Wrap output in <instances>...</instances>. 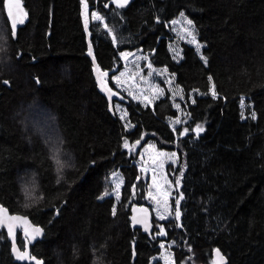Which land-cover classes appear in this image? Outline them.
<instances>
[{
  "label": "trees",
  "instance_id": "trees-1",
  "mask_svg": "<svg viewBox=\"0 0 264 264\" xmlns=\"http://www.w3.org/2000/svg\"><path fill=\"white\" fill-rule=\"evenodd\" d=\"M1 1L0 104L6 100L7 107L0 105V205L44 227L43 237L31 245V253L44 264H149L161 251L158 238L152 235L150 239L129 220L133 203L143 204L147 179L132 163L138 151L130 154L124 142L140 140L139 148L152 140L159 149L176 150L184 166L178 189L180 217L160 222L166 232L164 239L174 242L175 264H212L215 248L226 255L227 264H264V0H203L205 6L202 0H129L122 8L108 4L107 10H102V3L108 0H20L26 16H22L24 23L18 24L15 36L5 0ZM37 8H42L38 11L44 12L43 17L36 14ZM96 8L110 13L108 29L90 21ZM180 12L190 16L197 30L203 43L202 57L186 42L181 43L179 59L169 49L167 25ZM125 49H142L152 65L165 66L185 98L191 90L202 93L186 105L185 135H181V126L174 129L167 123L168 117L178 114L168 92L147 106L116 87L111 73L121 69L119 51ZM96 73L105 87L108 84L106 88H111V106L99 88ZM211 85L215 95L209 93ZM241 97L251 103L245 118ZM85 99L90 107L87 100L88 105H84ZM116 101L128 112L133 124L130 130L115 111ZM45 125L52 130L51 135L44 131ZM198 125L203 127L202 132L195 131ZM96 127L102 130L99 135L101 130ZM33 132L41 138L28 137ZM47 135L52 136L54 144L51 138V144L47 143ZM102 136L109 137L107 143ZM58 138L64 144L60 145ZM95 154L99 157H93ZM16 162L19 166H14ZM6 166L14 170L23 166L22 171L27 168L24 173L20 168L8 173ZM168 167L171 173L172 166ZM116 170L123 178L118 200L109 194L110 175ZM76 205L80 211L71 209ZM113 207L119 213L116 217ZM5 233L0 230V262L10 259L5 264H21L13 261L11 242ZM17 243L24 247L19 232ZM3 255L7 256L4 261Z\"/></svg>",
  "mask_w": 264,
  "mask_h": 264
},
{
  "label": "rangeland",
  "instance_id": "rangeland-1",
  "mask_svg": "<svg viewBox=\"0 0 264 264\" xmlns=\"http://www.w3.org/2000/svg\"><path fill=\"white\" fill-rule=\"evenodd\" d=\"M102 4V10H107V8H110V6H115L117 3L115 0H108ZM108 4H110V6H108ZM102 10H98L97 8L93 9L91 11L90 21L98 23L101 27L108 29L107 20L111 15L110 13L103 12ZM93 13L97 14L99 17H101V19H93ZM181 13L183 12H180L175 18L168 22L169 26H167L169 28L168 32L170 34L169 49L173 57L175 59H179L182 54L181 43L186 42L194 46L199 55L202 57L201 48L203 43L198 40L197 30L195 26L193 28L187 25L186 21L191 19L184 13L182 16ZM186 27L190 28L195 34L199 47L197 44L191 42V37L187 34V32L184 31ZM110 34H112V32H110ZM122 53L125 55H121ZM119 56L122 60V67L121 69H117L111 73V77L116 87L119 90L121 89L120 91L126 92L134 100L140 101L144 105H151L154 100L162 97L163 94L166 93L165 91H167L174 107L178 110L177 116L167 118V123L172 128L181 126V135H185L188 132H184V129H186L184 125L188 120V113L186 112L187 110H185L186 105L189 102H192L196 94L201 95L202 93L197 90H191L188 98H185L182 88L175 82L174 75L170 73L165 66L157 67L152 65L149 61L148 53L144 52L142 49L121 50L119 51ZM149 65H151V67H149ZM114 77L117 79H114ZM213 91L214 87L211 85L209 93L213 95ZM241 100H243V105L241 104ZM239 102L242 118H245L247 115V109L250 108L251 103H249L245 97H241ZM114 105L115 111L124 123L125 128L130 130L133 124L128 118V113L125 106L119 101H116ZM253 114L254 113L252 112L251 115L253 116ZM177 121H179V123H177ZM196 128L197 127H195V129ZM128 144L129 147L126 149L130 154L134 153L136 150L138 151L137 158H134L132 163L137 166L142 177L147 179V189L145 196L142 198V202L143 204H147L152 210L155 220V230L152 233H154L153 237L157 235L155 238H158V244L160 245L161 249L159 254L151 257L149 264H155L157 261H159L160 264H175L174 254L171 248L173 243L164 239L163 237H165V235H158V233L162 228L160 223L161 221H164L168 218L176 219V201L179 200L178 189L180 186V179L183 173L182 170H184V166L179 161L176 150L159 149L156 146V143L152 140H148L144 146L139 148L136 143L128 142ZM133 145H135V147H133ZM173 153H175L174 156L172 155ZM167 166H172L171 173H169L167 170ZM109 181L111 182L109 194L118 200L116 193L119 192L120 197L121 184L123 181V178L118 170L111 173ZM177 181H179L178 184ZM174 183L176 185H174ZM117 185H119V187H117ZM131 200H135L134 191ZM161 216L165 217V219H160ZM161 245H164V247H161Z\"/></svg>",
  "mask_w": 264,
  "mask_h": 264
},
{
  "label": "water",
  "instance_id": "water-1",
  "mask_svg": "<svg viewBox=\"0 0 264 264\" xmlns=\"http://www.w3.org/2000/svg\"><path fill=\"white\" fill-rule=\"evenodd\" d=\"M95 76L97 78V82L99 84L100 90L106 96V98L109 101V105L111 106V94L109 90L105 87V85L102 87V81L98 73H96ZM111 111H112V108H111ZM0 208L7 210L6 214H0V230L4 229V231L7 234L8 240L11 242L10 252L13 257V260L21 264H25V263L35 264V261H33L30 258L25 259V260L18 259L19 253L26 252L29 257H35L36 260H39L42 262V264H44L43 259L38 258L37 256L33 255L30 250L31 245L43 237L44 228L39 224H35L27 215L20 214V213H13L4 205H0ZM141 209H147V212H144ZM12 216L26 218L27 224H25L22 220L8 219V217H12ZM130 220L136 227L141 228V231L143 233H147L149 237L152 236L153 214H152L151 208L147 204H134L131 208ZM137 221H142V222L138 223ZM10 226H11V231H10ZM35 228H39L42 230L40 235L38 236L35 235V233L33 232V229ZM25 229H27V231H25ZM18 232H20V234L25 240L24 247H20L17 243ZM34 236L35 238H33ZM133 246H134V242H133ZM216 249H219V248H215L212 251V264H227L226 255L219 249L220 256L223 257V261H221L220 257H218L216 254Z\"/></svg>",
  "mask_w": 264,
  "mask_h": 264
},
{
  "label": "bare ground",
  "instance_id": "bare-ground-1",
  "mask_svg": "<svg viewBox=\"0 0 264 264\" xmlns=\"http://www.w3.org/2000/svg\"><path fill=\"white\" fill-rule=\"evenodd\" d=\"M0 1H1V0H0ZM30 1H31V0H29V2H30ZM46 1H47V0H46ZM54 1L57 2L58 0H54ZM230 1H232V0H230ZM3 2L5 3V1H3ZM25 2H28V1L26 0ZM151 2H152V1H151ZM220 2H221V1H220ZM227 2H228V1H227ZM1 3H2V1H1ZM31 3H33V1H32ZM36 3H37V2H36ZM173 3H174V1H173ZM198 3H199V2H198ZM200 3H201L202 6H205V4H203V0H202ZM223 3H226V2H223ZM228 3L230 4L231 2H228ZM228 3H226V4H228ZM25 4L28 5L27 3H25ZM34 5H35V6H34ZM34 5H33L34 7L32 8V10L30 11L31 13H32V12L34 13V10H35V8H36V4H34ZM37 5H41V3L38 2ZM181 5H182V4H181ZM1 6H2V5L0 4V7H1ZM3 6H4V5H3ZM29 6H30V4H29ZM29 6H28V7H29ZM53 6H54V5H53ZM147 6H148V5H147ZM37 7H40V6H37ZM184 7H185V6H184ZM2 8H4V7H2ZM5 8H6V7H5ZM5 8H4V9H5ZM52 8H53V7H52ZM55 8H56V10H57V5H56V4H55ZM55 8H54V9H55ZM143 8H144V7H143ZM145 8H146V6H145ZM182 8H183V7H182ZM33 9H34V10H33ZM41 9H42V8H40V9L37 8V10H36V11H37L36 14H38V12H39L38 10H41ZM206 9H207V8H206ZM88 10H89V9H88ZM204 10H205V9H204ZM41 11H42V10H41ZM53 11H54V10H53ZM145 11H146V10H145ZM207 11L209 12L210 10H207ZM30 12H29V13H30ZM142 13H143V12H142ZM147 13H148V12L146 11L145 14H147ZM202 13H203V12H202ZM205 13H206V12H205ZM36 14H35V15H36ZM39 14H42V12H39ZM43 14H44V12H43ZM43 14L40 15V16L38 15V16H39V17H41V16L43 17V16H44ZM114 14H115V13H114ZM174 14H175V12H174ZM186 14H187V13H186ZM171 15H172V13H171ZM202 15H203V14H202ZM217 15H218V14H217ZM121 16H122V15H121ZM215 16H216V15H215ZM35 17H36V16H34V18H35ZM39 17H36V18H39ZM113 17H114V16H113ZM189 17H190V16H189ZM201 17H202V16H201ZM122 18H124V17H122ZM130 18H131V17H130ZM185 18H186V17H185ZM222 18H223V16H222ZM224 18H225V16H224ZM226 18H227V17H226ZM229 18H230V17H229ZM124 19H125V18H124ZM212 19H213V18H212ZM218 19H219V18H218ZM112 20H113V19H112ZM118 20H119V19H118ZM208 20H209V19H208ZM213 20H214V19H213ZM215 20H216V19H215ZM219 20H220V19H219ZM231 20H233V19L231 18ZM201 21H202V19H201ZM204 21H205V20H204ZM122 22H123V21H122ZM198 22H199V21H198ZM205 22H206V21H205ZM224 22H226V21H224ZM235 22H236V21H235ZM235 22H234V23L232 22V23H233V24H236ZM112 23H113V22H112ZM220 23H221V22H220ZM119 24H120V23H119ZM214 24H215V23H214ZM214 24L212 23L211 25H214ZM19 25H20V24H19ZM114 25H115V24H114ZM218 25H219V24H218ZM221 25H222V24H221ZM221 25H219V26H221ZM223 25H225V23H224ZM168 26H169V25H168ZM19 27H20V26H19ZM215 27H216V25H215ZM221 27H222V26H221ZM228 27H229V25H228ZM10 28H11V27H10ZM163 28H164V27H163ZM167 28H168V27H167ZM168 29H169V28H168ZM225 29H226V28H225ZM230 29H231V28H230ZM237 30H238V29H237ZM120 31H122V30H120ZM226 31H227V30H226ZM230 31H231V30H230ZM16 32H17V31H16ZM239 32H240V34H238V35L242 36L243 34H242L241 30H239ZM157 33H158V32H157ZM166 33H168V32H166ZM229 33H230V32H229ZM233 33H234V32H233ZM11 34H12V33H11ZM127 34H128V33H127ZM133 34H134V33H133ZM168 34H169V33H168ZM231 34H232V33H231ZM56 35H57V34H56ZM125 35H126V34H125ZM136 36H137V35H136ZM59 38H60V37H59ZM15 39H16V38H15ZM60 39H61V38H60ZM58 40H59V39H58ZM62 40H63V39H62ZM61 42H62V41H61ZM62 43H63V42H62ZM87 43H88V42H87ZM63 44H66V43H63ZM113 44H114V43H113ZM61 45H62V44H61ZM62 46H63V45H62ZM101 47H103V46H101ZM162 56H163V54H162ZM149 59H150V58H149ZM48 60H49V59H47L46 62H47ZM49 61H50V60H49ZM51 61H53V60H51ZM165 61H166V60H165ZM49 63H51V62H49ZM49 63H46V64L48 65V67H51V66H49ZM52 64L54 65L53 62H52ZM55 64H56V63H55ZM53 65H52V68H53ZM159 65H161V64H159ZM215 65H216V64H215ZM57 67H58V66H57ZM59 67H60V66H59ZM52 68H50V69H52ZM104 68H105V67H104ZM106 68H107V67H106ZM108 68H109V67H108ZM108 68H107V69H108ZM59 69H61V67H60ZM61 70H63V69H61ZM115 70H116V69H115ZM63 72H64V70H63ZM63 72H62V73H63ZM106 72H107V71H106ZM238 72H240V71H238ZM59 73L62 74L61 72H59ZM64 73H65V72H64ZM65 74H66V73H65ZM239 74H240V73H239ZM241 74H244V72L242 73V71H241ZM62 75H64V74H62ZM66 75H67V74H66ZM247 75H248V74H247ZM247 75L245 74L244 76H246V78H247ZM56 76H57V75H56ZM56 76H55V77H56ZM108 76H109V75H108ZM242 76H243V75H242ZM250 76H251V75H250ZM52 77H54V76H52ZM55 77H54V78H55ZM64 77H65V76H64ZM101 77H102V76H101ZM54 78H53V79H54ZM62 78H63V76H62ZM66 78H67V77H66ZM108 78H109V77H108ZM57 79H58V78H57ZM50 80H51V78H50ZM102 80H103V79H102ZM107 82H108V79H107ZM106 84H107V83H106ZM104 85H105V84H104ZM107 85H108V84H107ZM107 85H106V87H108ZM97 87H98V86H97ZM112 88H113V86H112ZM110 89H111V88H110ZM114 89H115V88H114ZM114 89H112V90H114ZM116 90H117V89H115V91H116ZM120 90H121V89H120ZM110 91H111V90H110ZM117 91H118V90H117ZM113 92H114V91H113ZM122 92H123V91H122ZM165 92H167V91H165ZM165 92H164V93H165ZM117 93H118V92H117ZM120 93H121V92H120ZM183 93H184V92H183ZM112 95H113V94H112ZM120 95H121V94H120ZM122 95H123V94H122ZM125 95H126V94H125ZM196 95H197V94H196ZM103 96H104V95H103ZM163 96H164V94H163ZM165 97H166V96H165ZM5 98H6V97H5ZM123 98H124V97H123ZM7 99H8V98H7ZM90 99H91V98H89L88 100H90ZM113 99H114V98H113ZM158 99H160V98H158ZM86 100H87V99H85V100L83 101V103L85 102L84 105H88V104L90 103V102L88 103V100H87V103H88V104H86ZM91 100H93V98H92ZM91 100H90V101H91ZM111 100H112V99H111ZM115 100H116V99H115ZM4 101H6V100H3L2 103H4ZM7 101H8V100H7ZM93 101H94V100H93ZM192 101H193V100H192ZM91 102H92V101H91ZM94 102H95V101H94ZM119 102H120V101H119ZM2 103H1L0 105H3ZM96 103H97V102H96ZM114 103H115V102H114ZM187 103H188V102H187ZM239 103H240V102H239ZM4 104H6V107H7V102H5ZM8 104H10V102H8ZM108 104H109V103H108ZM108 104H107V105H108ZM93 105H94V104H93ZM3 106H4V105H3ZM13 106H14V105H13ZM13 106H10L11 109L13 108ZM98 106H100V105L98 104ZM114 106H115V105H114ZM147 106H148V105H147ZM248 106H249V105H248ZM89 107H90V104H89ZM93 107L96 108V109H98V107H96L95 105H94ZM108 107H109V106H108ZM3 108H4V107H3ZM8 108H9V107H8ZM94 108H93V110H94ZM100 108H101V106H100ZM110 108H111V107H110ZM4 109H5V108H4ZM91 109H92V107H91ZM101 109H103V108H101ZM106 110H107V109H106ZM185 110H186V109H185ZM4 111L8 112L9 110L6 109V110H4ZM67 111L70 112V110H67ZM89 111H90V109H89ZM94 111H95V110H94ZM6 112H5V113H6ZM90 112H91V111H90ZM97 112L99 113L100 110L97 111ZM186 112H187V111H186ZM75 113H76V112H75ZM100 113H101V112H100ZM108 113H109V112H107V114H108ZM127 113H128V112H127ZM244 113H245V112H244ZM250 113H251V112H250ZM21 114H22V113H20L19 115H21ZM66 114H68V113H66ZM103 114H104V113H103ZM22 115H23V114H22ZM72 115H73V113H72ZM89 115L91 116L92 113L89 114ZM89 115H88V116H89ZM95 115H96V113H95ZM101 115H102V114H101ZM101 115H100V116H101ZM112 115H113V113H112ZM115 115H116V114H115ZM74 116H76V118H78L77 115H74ZM97 116L99 117V115H97ZM21 117H22V116H21ZM91 117H92V116H91ZM109 117H110V116H109ZM26 118H28V117H26ZM26 118H25V119H26ZM92 118H93V117H92ZM92 118H91V119H92ZM103 118H105V115H104ZM20 119H21V118H20ZM25 119L23 118L22 121H25ZM74 119H75V118H74ZM81 119H82V118H81ZM81 119H79V120H81ZM87 119H88V117H87ZM91 119H90V120H91ZM93 119H94V118H93ZM98 119H99V118H98ZM100 119H101V118H100ZM105 119H106V118H105ZM117 119H118V118H117ZM33 120H34V119H33ZM90 120H88V121H90ZM106 120H107V119H106ZM131 120H132V119H131ZM22 121H20V122H22ZM26 121L28 122L27 119H26ZM37 121H38V120H37ZM86 121H87V120H86ZM88 121H87V122H88ZM99 121H101V120H99ZM115 121H116V120H115ZM33 122H34V121H33ZM42 122H43V120H42ZM81 122H83V121L81 120ZM97 122H98V121L96 120V123H97ZM30 123H31V121H30ZM35 123H36V122H35ZM35 123H34V124H35ZM83 123H84V122H83ZM107 123H108V122H107ZM118 123H119V121H118ZM22 124H23V123H22ZM26 124L28 125V123H26ZM34 124L31 123V125H34ZM54 124H55V123H54ZM111 124H112V122H111ZM183 124H184V123H183ZM183 124H182V125H183ZM35 125H36V124H35ZM39 125H40V122H38V127H41V126H39ZM42 125H44V124H42ZM47 125H48V124H47ZM50 125H51V123H50ZM55 125H56V124H55ZM55 125H53V126L55 127ZM57 125H58V124H57ZM94 125H95V124H94ZM99 125H100V124H99ZM24 126H25V124L22 126V128H24ZM29 126H30V125H29ZM48 126H49V125H48ZM58 126H59V125H58ZM58 126H57V128H58ZM92 126H93V125H92ZM97 126H98V124H97ZM106 126H107V125H106ZM108 126H109V125H108ZM110 126H111V128H112V125H110ZM113 126H114V124H113ZM121 126H122V125H121ZM35 127H37V126H34V129H35ZM46 127H47V126L45 125V130H44V129H43V130H44L45 132H47L48 135H49V134L51 135V133H49V132H51L52 130L50 131V129L47 127V128L49 129V131H46V129H47ZM76 127H77V126H76ZM114 127H115V126H114ZM114 127H113V128H114ZM176 127H177V126H176ZM26 128H27V126H26ZM26 128H25V129H26ZM85 128H86V127H83V129H85ZM96 128L98 129V131L101 130V128H100V129H99L98 127H96ZM102 128H103V126H102ZM105 128H106V127H105ZM105 128H104V129H105ZM107 128H108V127H107ZM107 128H106V129H107ZM174 128H175V127H174ZM30 129H31V127H30ZM34 129H33V130H34ZM36 129H37V130H36ZM36 129H35L34 131L39 132V131H38V128H36ZM40 129H41V128H40ZM40 129H39V130H40ZM55 129H56V128H54L53 130L56 132L57 130H55ZM58 129H59V128H58ZM92 129H94L93 131L97 132L96 129H95L94 127H93ZM106 129H105V130H106ZM31 130H32V129H31ZM43 130H42V132H43ZM86 130H87V129H86ZM105 130H104V131H105ZM176 130H177V129H176ZM23 131H24V130H23ZM29 131H30V130H29ZM70 131H71V130H70ZM84 131H85V130H84ZM110 131H111V130H110ZM113 131H114V130H113ZM30 132H32V131H30ZM30 132L28 133V128H27V133H28V134H31ZM40 132H41V131H40ZM55 132H54L53 134H55ZM59 132H61V131H59ZM74 132H75V131H74ZM80 132H81V129H80ZM82 132H83V130H82ZM86 132H87V131H86ZM91 132H92V131H91ZM91 132H90V133H91ZM100 132H102V130L99 131L97 134L99 135ZM108 132H109V130H108ZM108 132H107V130H106V133H108ZM23 133L27 135V133H26L25 131H24ZM34 133H35V132H33V135H29L28 137H31V136H32V137H39V135L34 136ZM47 133H45L44 135H46ZM57 133H58V132H56L55 135H57ZM68 133H69V132H68ZM68 133H67V135H70V134H68ZM70 133H71V132H70ZM76 133H77V131H76ZM83 133H84L83 136L86 137L87 134H85V132H83ZM88 133H89V132H88ZM106 133H105V134H106ZM176 133H177V131H176ZM37 134H39V133H37ZM41 134H42V133H41ZM72 134H74V133H72ZM81 134H82V133H81ZM81 134L79 133V135H81ZM35 135H36V133H35ZM48 135H47V139H46V140H47V143L51 144V143L48 142V141H49V139H50L52 136H50V137L48 138ZM60 135H61V134H60ZM60 135L58 134L57 136L60 137ZM89 135H90V134H89ZM92 135H93V138H95L94 134H92ZM107 135H109V133H108ZM107 135H106V136H107ZM178 135H179V134H178ZM57 136H56V139H57ZM70 136H71V135H70ZM73 136H74V135H73ZM113 136H114V135H113ZM71 137H72V136H71ZM80 137H81V136H80ZM98 137H99V136H98ZM98 137H97V139H98ZM39 138H41V137H39ZM45 138H46V137H44V139H45ZM53 138H54V136H53ZM72 138H73V137H72ZM89 138H90V137H89ZM100 138H101V137H100ZM108 138H109V137H108ZM108 138L106 139V138H104V137L102 136V140H103V139H106V140H105V143H107ZM112 138H113V137H112ZM112 138H111V139H112ZM58 139H59V138H58ZM69 139H70V138H69ZM85 139L87 140V138H85ZM85 139H84V141H86ZM97 139H96V140H97ZM42 140H43V137H42ZM46 140H45V141H46ZM51 140H52V142H53V139H52V138L50 139V141H51ZM61 140H62V137H61ZM61 140L59 139V144H60V141H61ZM82 140H83V139H82ZM90 140H91V139H90ZM93 140H94V139H93ZM112 140H113V139H112ZM43 141H44V140H43ZM57 141H58V140H57ZM57 141H56V142H57ZM62 141H63V140H62ZM139 141H140V140H139ZM122 143H123V142H122ZM52 144H54V142H53ZM56 144H57V143H55V145H56ZM59 144L56 145L57 148L59 147ZM62 144H64V142H61L60 145H62ZM118 145H119V144H118ZM64 146H65V145H64ZM64 146H63V148H65ZM51 148H52V146H51ZM53 148H56V147L53 145ZM60 148H62V146H60L59 149H60ZM67 148H68V147H67ZM118 148H119V147H118ZM118 148H117V149H118ZM59 149H58V150H59ZM172 149H173V148H172ZM58 150H57V151H58ZM96 153H97V152H96ZM115 153H117V152H115ZM120 153H121V152H120ZM102 154H104V153H102ZM102 154H101V155H102ZM123 154H124V153H122L121 156H122ZM108 155H109V154H108ZM95 156H97V154L93 155V157H95ZM124 156H126V155H124ZM131 156H132V155H131ZM133 156H134V155H133ZM97 157H99V154H98ZM97 157H96V158H97ZM101 157H102V156H101ZM108 157H109V156H108ZM114 157H115V156H114ZM129 157H130V156H129ZM96 158H95V159H96ZM105 158H106V157H105ZM105 158H104V159H105ZM99 159H100V158H99ZM112 160H113V159H112ZM21 161H22V164H23V161H24V160H20V162H21ZM121 161H122V160H121ZM20 162H19V163H20ZM114 162H115V158H114ZM7 163H8V162H7ZM17 163H18V162H16V163L14 164V166H16V165L19 166V164H17ZM24 164L26 165L25 161H24ZM51 164H52V163H51ZM115 164H116V163H115ZM3 165H4V163H3ZM5 165H6V164H5ZM12 165H13V164H12ZM20 165H21V164H20ZM124 165H125V164H124ZM10 166H11V165H10ZM23 166H24V165H23ZM23 166L18 167V168H20L19 170L22 171V167H23ZM119 166H120V165H119ZM127 166H128V165H127ZM127 166H126V167H127ZM130 166H131V165H130ZM132 166H133V164H132ZM6 167H7V166H6ZM122 167H123V166H122ZM133 167H134V166H133ZM133 167H132V168H133ZM169 167H170V166H169ZM169 167H168V168H169ZM0 168H1V166H0ZM4 168H5V166H4ZM13 168H14V167H13ZM13 168L10 167V169H12V170L15 171V172H16V170H18L17 167L15 168V170H14ZM24 168H25V167H24ZM24 168H23V171H22L23 173H24V171H26V170H24ZM26 168H27V167H26ZM26 168H25V169H26ZM176 168H177V167H176ZM7 169H9V167H7ZM10 169H9V170H10ZM51 169H53V168H51ZM54 169H56V168H54ZM170 169H171V168H170ZM12 170H10V172H8V170H7V172H8V173H12V172H11ZM86 170H87V169H86ZM121 170H122V169H121ZM179 170H180V169H179ZM36 171H38V170H36ZM51 171H52V170H51ZM135 171H136V170H135ZM182 171H183V170H182ZM1 172H3V171H1ZM1 172H0V174H1ZM15 172H14V173H15ZM19 172H20V171H19ZM19 172H18V173H19ZM22 172H20V173H22ZM55 172H58V169H57V171H55ZM179 172H180V171H179ZM52 173H54V171H52ZM167 173H168V171H167ZM57 174L59 175V173H57ZM57 174H56V176H57ZM177 174H179V173H177ZM5 175H6V173H5ZM12 175H13V174H12ZM21 175H22V174H21ZM173 175H174V174H173ZM175 175H176V174H175ZM3 176H4V174H3ZM9 177H10V175H9ZM17 177H18V176H17ZM53 177H55V173H54V176H53ZM174 177H175V176H174ZM176 177H177V176H176ZM181 177H182V176H181ZM12 178H13V177H12ZM101 178H103V177H101ZM105 178H106V177H105ZM139 178H140V177H139ZM5 179H6V178H5ZM10 179H11V177H10ZM175 179H176V178H175ZM181 179H182V178H181ZM6 180H9V179L7 178ZM12 180H13V179H12ZM14 180H16V179H14ZM17 180H19V179L17 178ZM17 180H16V181H17ZM139 180H140V179H139ZM1 181H2V178H1ZM3 181H5V180H3ZM136 181H137V180H136ZM173 182H174V181H173ZM16 183L18 184V182H16ZM61 183L64 184L63 182H61ZM103 183H104V182H103ZM175 183H176V182H175ZM175 183H174V185H176ZM100 184H101V183H100ZM177 184H178V183H177ZM103 186H104V185H103ZM17 187H18V186H17ZM100 187H101V185H100ZM18 189H19V188H17V193L19 194V192H18L19 190H18ZM99 190H100V188H99ZM17 196L20 198V195H16V196H14V197L17 198ZM175 196H176V195H175ZM111 198H112V196H111ZM103 199L106 200L105 197H104ZM120 199H121V198H120ZM19 200H20V199H19ZM108 200H109V199H108ZM122 200H125V199H122ZM122 200H121V201H122ZM96 202H97V201H96ZM109 202H110V201H109ZM119 202H120V201H119ZM123 202H124V201H123ZM120 204H121V203H120ZM117 206H119V204H118ZM120 206H122V205H120ZM74 208H75V209H79V211H80V206L77 208V205H76V207H73V208H71V209L74 210ZM85 208H87V206H86ZM120 208H121V207H120ZM117 209H118V208H117ZM121 209H122V208H121ZM126 209L129 210L128 208H126ZM126 209H125V210H126ZM130 209H131V208H130ZM86 210H87V209H86ZM86 210L84 209L85 212H86ZM108 210H109V208H108ZM127 210H126V211H127ZM118 211H120V209H119ZM118 211H117V212H118ZM121 211H122V210H121ZM122 212H123V211H122ZM129 212H130V211H129ZM129 212H128V213H129ZM78 214H79V213H78ZM116 214H117V213H116ZM118 214H119V213H118ZM118 214H117V215H118ZM129 214H130V213H129ZM120 216H122V214H121ZM129 216H130V215H129ZM115 217H116V215H115ZM118 217H119V216H118ZM122 217H123V216H122ZM122 217L120 218L121 220H122ZM124 217H125V216H124ZM126 217H127V215H126ZM113 218H114V217H113ZM127 218H128V217H127ZM153 218H154V217H153ZM114 219H115V218H114ZM117 219H118V218H116L115 220H117ZM120 219H119V220H120ZM124 219H125V218H124ZM124 219H123V220H124ZM121 220H120V221H121ZM126 220H128V219H126ZM129 220H130V219H129ZM129 223H130V222H129ZM130 224H131V223H130ZM39 225H40V224H39ZM46 227H47V226H46ZM131 227H132V226H131ZM159 227H160V226H159ZM43 228H44V227H43ZM163 229H164V228H163ZM137 230H138V229H137ZM154 230H155V229H154ZM2 232H3V231H2ZM137 232H138V231H137ZM5 234H6V233H5ZM119 234H122V232H120ZM136 234H137V233H136ZM140 234H141V233H140ZM153 234H154V233H153ZM153 234H152V235H153ZM19 235H20V232H19ZM117 235H118V234H116V236H117ZM45 236H46V235H45ZM119 236H121V235H119ZM119 236H117V238H119ZM134 236H135V235H134ZM145 236H147V235H145ZM156 236H157V235H156ZM156 236H155V237H156ZM19 237H20V236H19ZM19 237H18V238H19ZM123 237H126V236H123ZM129 237L131 238V236H129ZM147 237H148V236H147ZM151 237H152V236H151ZM151 237H150V239L154 238V237H152V238H151ZM133 238H134V237H133ZM133 238H132V239H133ZM163 238H164V237H163ZM119 239H120V238H119ZM122 239H123V238H122ZM125 239H126V238H125ZM46 241H47V240H46ZM40 242H41V241H40ZM44 242H45V241H44ZM20 243H21V242H20ZM42 243H43V242H42ZM45 243H46V242H45ZM2 244H3V243H2ZM2 244H1V245H2ZM8 244H9V243H8ZM22 244H23V243H22ZM40 244H41V243H40ZM40 244L36 243V245H39V246H40ZM2 246H4V244H3ZM159 246H160V245H159ZM35 247H36V246H35ZM37 247H38V246H37ZM175 247H176V246H175ZM171 248H173V247H171ZM7 249H8V248H7ZM32 249H33V247H32ZM35 249H36V248H35ZM4 251H6V249H5ZM39 251H40V250H39ZM2 252H3V251H2ZM40 252H41V251H40ZM9 253H10V252H9ZM37 253H38V252H37ZM54 253H55V252H54ZM0 254H1V253H0ZM3 254H4V253H3ZM33 254H34V253H33ZM6 255H7V254H6ZM37 255H38V254H37ZM41 255H43V254H41ZM181 255H182V254H181ZM9 256H10V255H9ZM39 256H40V254H39ZM6 257H7V256H6ZM6 257L4 258V255H3V259H2V260L4 261V259H6ZM11 257H12V256H11ZM11 257H10V258H11ZM44 257H45V256H44ZM38 258H39V257H38ZM9 260H10V259H9ZM9 260H8V261L5 260V261H6L5 263L10 262ZM13 261H14V260H13ZM0 263H3V262H0ZM5 263H3V264H5ZM46 263H47V262H46ZM8 264H9V263H8Z\"/></svg>",
  "mask_w": 264,
  "mask_h": 264
},
{
  "label": "snow or ice",
  "instance_id": "snow-or-ice-1",
  "mask_svg": "<svg viewBox=\"0 0 264 264\" xmlns=\"http://www.w3.org/2000/svg\"><path fill=\"white\" fill-rule=\"evenodd\" d=\"M115 2L117 3L118 7H121L122 8V7H124L125 5L128 4L129 0H115ZM5 7L7 9V16L10 19L13 36H15V34H16V28L18 27V24L24 23L23 18H20V17L26 16V13L23 12V9H22L20 0H5ZM85 8H87V5L86 4H85ZM14 9H15V11H14ZM181 15L183 16V13H181ZM92 18L93 19H101V17H99L95 13L92 14ZM186 23H187V25H189V26H191V27L194 28L193 22L191 20H187ZM85 25L87 26V18L85 19ZM105 27H107V26H105ZM109 31H111V29H109ZM184 31L187 32V34L191 37V42L194 43V44H197L196 36L191 31V29L188 28V27H186L184 29ZM115 40H116V37L113 36V41H115ZM197 46L199 47L198 44H197ZM121 55H125V54L122 53ZM205 62H207L206 61V58H205ZM149 67H151V65H149ZM107 75H108V73H103V76H107ZM114 79H117V78L114 77ZM4 83L7 84L8 81H4ZM103 86H104V84L102 82V87ZM109 91H110V89H109ZM213 95H215V91H213ZM241 104L243 105V100H241ZM253 118H254V114H253ZM177 123H179V121H177ZM187 131H188V129H184V132L185 133ZM195 131L197 133L202 132L203 131V127L200 126V125H198L197 128L195 129ZM139 143H140L139 140L136 141V144H139ZM124 147L125 148H128L129 147V144H128L127 141L124 142ZM133 147H135V145H133ZM172 155L174 156L175 153H173ZM177 183H179V181H177ZM117 187H119V185H117ZM105 195H108V193H105ZM116 197H117V199H119V192L116 193ZM176 205H177V208H176L175 215H176V218L179 219V217H180L179 200L176 201ZM141 210L144 211V212H147V209H141ZM112 211H113V215H115L116 214L115 207H113V210ZM6 213H7V210L6 209L0 208V214H6ZM8 219H11V220H22L25 224H27V219L26 218L12 216V217H8ZM160 219H165V217L161 216ZM137 222L140 223L142 221H137ZM10 231H11V226H10ZM25 231H27V229H25ZM41 231L42 230L39 229V228L33 229V232L35 233L36 236L40 235ZM158 235H166V232L161 228V230L158 233ZM33 238H35V236ZM161 247H164V245H161ZM216 254H217L218 257H220V260L223 261V257L220 256L219 249H216ZM29 258L32 259L33 261H35V264H42V262L39 261V260H36L35 257H29L26 252L19 253V255H18V259H20V260H25V259H29Z\"/></svg>",
  "mask_w": 264,
  "mask_h": 264
},
{
  "label": "flooded vegetation",
  "instance_id": "flooded-vegetation-1",
  "mask_svg": "<svg viewBox=\"0 0 264 264\" xmlns=\"http://www.w3.org/2000/svg\"><path fill=\"white\" fill-rule=\"evenodd\" d=\"M153 224H154V218H153ZM21 238L24 240V238L22 237V235H21ZM24 242H25V240H24Z\"/></svg>",
  "mask_w": 264,
  "mask_h": 264
}]
</instances>
